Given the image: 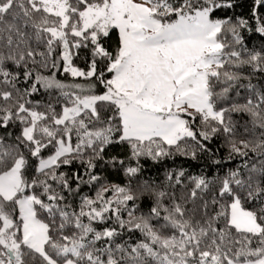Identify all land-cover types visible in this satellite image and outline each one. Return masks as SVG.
Returning <instances> with one entry per match:
<instances>
[{"label": "snow or ice", "instance_id": "1", "mask_svg": "<svg viewBox=\"0 0 264 264\" xmlns=\"http://www.w3.org/2000/svg\"><path fill=\"white\" fill-rule=\"evenodd\" d=\"M251 5L244 16L228 14L237 0H0V264H264V92L249 83L234 99L264 73V45L245 43L264 39V0ZM81 48L86 72L72 62ZM42 89L59 95L42 105ZM214 139L239 166L141 180V158L214 156ZM114 143L128 147L111 161L124 186L91 171ZM75 162L86 179L60 171Z\"/></svg>", "mask_w": 264, "mask_h": 264}, {"label": "trees", "instance_id": "2", "mask_svg": "<svg viewBox=\"0 0 264 264\" xmlns=\"http://www.w3.org/2000/svg\"><path fill=\"white\" fill-rule=\"evenodd\" d=\"M237 4L238 6L228 13L229 15H249L252 6L251 0H237ZM217 15L223 16L224 13L220 12L217 13ZM110 43L113 47L115 46V34H113V41ZM245 43L249 49H255L258 51L260 47L264 45V39H262L259 34L245 33ZM74 53L76 54L73 55V65L86 72L88 70V64L90 62V54L88 50L85 48L75 49ZM247 72H251V69H247ZM56 78L61 81L66 80L67 82H84L83 78H74L67 73L61 74L58 72L56 74ZM241 83L244 84L245 87L239 89L240 97H234V99L242 100L243 98L249 96L251 92V90L247 88V85L249 83L254 86V89L256 91L264 92V73H254L248 79L241 81ZM58 95L59 92L56 89H42L41 93L35 95L34 97H32V99L33 101H39L42 105H44L49 100L54 101ZM253 99H255V97H253ZM232 119L237 123L238 127H240L241 130L246 124L248 127H251V125L248 123V117L246 115L242 116L241 114L233 113ZM10 131L16 130L10 129ZM210 147H212L214 151L216 149H219V151H215L214 156H210V154L198 153L196 159L176 155L171 158H165L159 163L154 162L150 159L141 158V180L148 179L154 183L165 184V178L169 172L175 173L180 171L181 169L185 171L186 176L204 175L211 179L222 171V169L218 168L217 165L213 163L214 160H221L222 162H225L227 167L239 166V157H236L232 161H227L228 151L222 139H214L211 142ZM127 155V145L120 143L109 145L105 149L104 159L95 161L94 163L96 164V167L91 171L101 177V181L104 183V186H110L113 184L124 186L128 183V178L124 175L123 169L118 164L111 163V161L113 157H115L117 161H126ZM85 167V165H81L79 162H75L71 167L66 166L60 169V171L67 172L69 174L78 172L81 175H84L86 179L87 176L85 173ZM185 182L187 181L185 180ZM81 187L83 190V195H93L94 190L96 187H98V185H81ZM150 202L151 197L145 196H141L140 200L137 201V203L141 207V210L143 211H147ZM125 239H127V237H125Z\"/></svg>", "mask_w": 264, "mask_h": 264}, {"label": "rangeland", "instance_id": "3", "mask_svg": "<svg viewBox=\"0 0 264 264\" xmlns=\"http://www.w3.org/2000/svg\"><path fill=\"white\" fill-rule=\"evenodd\" d=\"M75 51V49L73 50V52ZM64 83L66 84H70V83H74V82H67L66 80H62ZM80 83H83V82H80Z\"/></svg>", "mask_w": 264, "mask_h": 264}]
</instances>
